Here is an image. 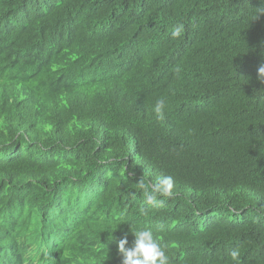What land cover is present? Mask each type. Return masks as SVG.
Wrapping results in <instances>:
<instances>
[{
	"label": "trees",
	"instance_id": "16d2710c",
	"mask_svg": "<svg viewBox=\"0 0 264 264\" xmlns=\"http://www.w3.org/2000/svg\"><path fill=\"white\" fill-rule=\"evenodd\" d=\"M3 229L13 264H264V0H0Z\"/></svg>",
	"mask_w": 264,
	"mask_h": 264
},
{
	"label": "clouds",
	"instance_id": "9594fccd",
	"mask_svg": "<svg viewBox=\"0 0 264 264\" xmlns=\"http://www.w3.org/2000/svg\"><path fill=\"white\" fill-rule=\"evenodd\" d=\"M158 202H161V201H158ZM215 203H216V200L213 204L214 206H215ZM207 212H209V211L208 210H203V211L194 210L193 213L185 215V217L182 219L185 220V222H187L189 224H194L197 220L198 215H200V214L204 215ZM169 222L171 223V221H169ZM179 225L181 226L182 223ZM4 229H5V227H4ZM4 229L0 233V243L6 242ZM33 233L34 232L28 233L29 240L22 241L21 239H19L17 244L14 246L16 248L15 250L23 248L22 264H32V262L34 261V259L36 257H38L36 260L40 259L42 261L40 264H45V263H48V264H82L80 262L79 257L74 258V259H68V253L66 252L67 248H65L62 245L64 240L66 241V239H63L62 241L59 240L58 242H54V243H56L55 247L51 246L50 249H48L50 252L46 253L45 255H43V253H40L38 251L33 250L34 241H36V237L33 236ZM60 251H62V252L60 253ZM0 252H3L2 249H0ZM11 253H12L11 249L7 248L5 250V256H7V254L11 255ZM24 254H26V255H24ZM29 254H30V256H28ZM70 254H73V253H71V251H70ZM12 262H13L12 260H10L9 262L1 261L0 264H13Z\"/></svg>",
	"mask_w": 264,
	"mask_h": 264
},
{
	"label": "bare ground",
	"instance_id": "6f19581e",
	"mask_svg": "<svg viewBox=\"0 0 264 264\" xmlns=\"http://www.w3.org/2000/svg\"><path fill=\"white\" fill-rule=\"evenodd\" d=\"M34 1V0H33ZM40 2V1H39ZM97 198V197H96ZM94 199V198H93ZM96 200V199H95ZM63 204H65L64 202H63ZM158 204V203H157ZM151 206H152V204H151ZM148 208H151L150 206H148ZM8 231H9V229H8ZM44 232V231H43ZM40 237H39V239H38V241H37V243H40V241L41 240H43V238H44V235H42V232H40ZM52 236H53V234H52ZM51 238V241L53 240L52 239V237H50ZM54 238V237H53ZM59 238H61V237H59ZM8 243V241L7 242H5V244H7ZM41 244H37V246L35 245V247H33V250H35V251H38L37 249H41L42 248V246H40ZM50 245L53 247V245L55 246L56 245V243H54V244H52V242H50ZM0 249H2V247H1V245H0ZM41 251V250H40ZM48 252H50L48 249H45V251L43 252V255H45L46 253H48ZM0 254H1V252H0ZM38 254V253H37ZM19 255V252L18 253H16L15 254V256L17 257ZM24 255H26V254H24ZM12 256V255H11ZM28 256H30V254L28 255ZM21 258V256L20 257H18L17 259H15L14 260V262H15V264H19V262L22 260H20L19 261V259ZM38 257H36L35 259H34V261L32 262V264H40L42 261L40 260V259H38V260H36ZM32 260V259H31ZM45 263V262H44ZM45 264H48V263H45Z\"/></svg>",
	"mask_w": 264,
	"mask_h": 264
}]
</instances>
